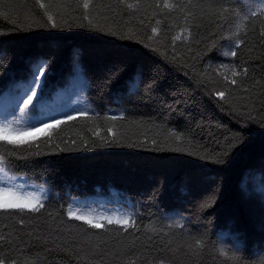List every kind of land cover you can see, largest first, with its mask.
<instances>
[{"label":"trees","instance_id":"1","mask_svg":"<svg viewBox=\"0 0 264 264\" xmlns=\"http://www.w3.org/2000/svg\"><path fill=\"white\" fill-rule=\"evenodd\" d=\"M88 2L85 9L84 0H0V122L39 127L81 110L91 117L61 125L51 143L40 136L5 146L9 174L28 190L42 188L44 208L0 213V260L264 264V15H250L264 2ZM37 65L46 73L35 107L11 115ZM110 128L121 144L141 146H102L95 133L112 141ZM57 144L80 150L53 151ZM74 204L94 215H127L135 226L91 229L68 219Z\"/></svg>","mask_w":264,"mask_h":264},{"label":"snow or ice","instance_id":"2","mask_svg":"<svg viewBox=\"0 0 264 264\" xmlns=\"http://www.w3.org/2000/svg\"><path fill=\"white\" fill-rule=\"evenodd\" d=\"M264 2V0H262ZM123 3V0H121ZM138 5L128 4V8L137 7ZM41 8H44L45 5L43 3L40 4ZM83 7L87 9L89 7L88 0H84ZM164 7L165 8H172L173 5L169 3V0H164ZM228 8H224L221 10V15L224 12H228ZM257 11H259L262 15H264V8L257 9L256 11L250 10V15L255 17L257 15ZM49 23L51 24L52 28H56L58 25L53 19V15L45 12ZM84 19L88 20L90 26L96 29V25L93 24L92 20L85 16ZM243 19H248V15L246 14ZM67 23V22H65ZM157 25L160 24V21H156ZM82 26V25H81ZM239 28V26H237ZM98 30V29H97ZM158 29L156 27L152 28L153 36L156 35ZM182 31H186V29H182ZM115 34V33H111ZM261 35L264 36V30H262ZM152 36L148 37L149 40H152ZM179 36H173V41L179 39ZM187 39V37H185ZM242 41H238L236 43V48L238 49ZM147 46V45H146ZM228 53H226L227 55ZM237 51L233 50L230 52V55L235 57L237 56ZM46 73V68L43 65H37L33 71L31 85L25 92V94L19 97L15 103L13 108V112L10 113L11 115H15V109L18 108L21 114V117L26 116L32 108L35 107L36 101L39 98V89L43 87V78ZM233 76L237 75L236 71L233 69L232 72ZM233 84L236 83L235 80L232 81ZM135 87V85H132ZM215 95L219 99L225 98L224 92H217ZM77 118H91L87 111H76L74 115L63 114V118L55 119L52 118L48 123L40 122V126L37 127L33 126H21V119H12L8 120L7 117L4 118V122H0V213H6L9 215H16L17 213H39L41 209L44 208V203L41 198V194L43 193V189L39 190H28L30 186L17 182L18 178L14 175L9 174V170L5 166L6 155L4 154L5 151L9 155L12 154L11 149H6L5 146L11 145L13 147H20L24 145H31L32 142L39 140L40 136H44L48 138L49 143H51L53 137L52 133L56 129H58L61 125L67 124L69 121H74ZM106 119L110 120H117L123 119L121 115H111L107 116ZM109 133H111L114 137L112 141H108L105 137L99 135V131L95 133V135L99 136L102 146H126V147H136L141 146L135 143H128L126 145L121 144L119 139L115 138V133H113L112 129H108ZM169 137H174L177 142L181 141L183 138L180 135H177L175 131L169 132ZM67 144V141H64ZM76 141H71L72 145H76ZM152 145H157V141L154 139L151 141ZM191 143V141H189ZM85 147L88 146V141H84ZM37 147H39L37 145ZM59 149L61 152L63 151H77L80 150L79 147H60L59 144L53 148V151ZM161 150H164L161 147ZM167 150L173 152H182L186 151L188 155H194L193 151L185 150L179 146L173 147L170 144L167 146ZM36 154H40L39 151ZM206 155H201L200 159H205ZM67 217L69 220L75 221H82L83 224L88 225L91 229H104L105 225H119L124 228L126 231L130 227L135 226V221L131 219V217L124 215H104V214H93L92 212H85L81 209L79 205H70L67 213ZM19 223L21 225L24 224V220H20ZM7 227V225H5ZM10 235V233L8 234ZM6 235L0 233V241H5ZM10 242V241H8ZM59 248L60 245H57ZM197 248H203V244L201 241L196 242ZM66 251H70L69 249H63ZM94 254V253H93ZM223 254V253H221ZM79 259V257H77ZM0 264H4L3 260H0ZM160 264H164L163 261H160Z\"/></svg>","mask_w":264,"mask_h":264}]
</instances>
